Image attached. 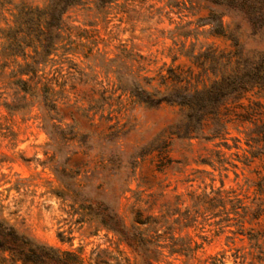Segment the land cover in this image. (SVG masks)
<instances>
[{"label": "rangeland", "instance_id": "rangeland-1", "mask_svg": "<svg viewBox=\"0 0 264 264\" xmlns=\"http://www.w3.org/2000/svg\"><path fill=\"white\" fill-rule=\"evenodd\" d=\"M211 11L224 35L207 22ZM234 41L243 55L264 48L238 9L209 0H86L62 14L51 0H0V218L87 264H143L79 207L100 201L154 238V264H264V214L224 220L223 212L228 196L250 208L258 196L264 155L248 157L242 132L253 125L230 127L227 142L238 138L240 148H220L235 166L213 169L199 160L215 141L165 132L178 106H150L130 92L134 83L164 91L167 71L208 84ZM247 99L264 105V92ZM173 238L200 246L171 252Z\"/></svg>", "mask_w": 264, "mask_h": 264}, {"label": "trees", "instance_id": "trees-1", "mask_svg": "<svg viewBox=\"0 0 264 264\" xmlns=\"http://www.w3.org/2000/svg\"><path fill=\"white\" fill-rule=\"evenodd\" d=\"M86 0H51L62 14L68 7L85 3ZM215 4H224L238 9L251 27L257 26L259 33L264 34V0H209ZM111 0H96V6L104 7ZM216 16L209 12L207 22L213 24L215 34L224 35L221 21L213 23ZM254 34H258L255 31ZM234 49L222 57L225 59L215 77L208 84L190 83L183 71H167L170 85L164 91L147 90L137 83L131 89V95L139 101L150 106L160 103L176 105L179 108V117L167 126L169 135L185 139H205L215 141L213 146L217 149L209 151L208 155L202 157L199 162L213 169L226 170L225 165L231 163L224 156L221 148L230 150L232 147L240 148L238 138H231L234 145H230L228 135L230 127L238 130L245 123L253 125L242 131L244 143L247 147L248 157L253 158L264 155V105L259 102L243 104L242 99H247L249 93L264 92V48L253 50L250 54L243 55L237 41L233 43ZM201 84V85H199ZM248 100V99H247ZM53 109L54 103L45 105V108ZM204 127H207L204 131ZM165 141L158 146L160 153L167 150ZM221 147V148H220ZM164 158V157H163ZM243 163L250 161L244 156ZM162 165V161L160 162ZM222 185V183H221ZM69 190V189H68ZM72 194H78L71 191ZM255 194L258 195L254 207L243 205L236 196L229 197V210H224L225 201L220 197V206L229 220V213L244 216L249 210L252 218H258L264 214V172L255 183ZM204 207L210 210V200L205 201ZM79 207L93 215L98 223L107 230L117 235L137 253L143 264H154L151 254L155 251L151 245L154 238L147 236L144 230L134 224L127 227L122 218L100 201H79ZM238 209L242 212L239 214ZM138 224L145 221L135 220ZM242 221H240V226ZM255 235L250 234L252 240ZM179 241V242H178ZM161 246V245H157ZM200 244H191L190 239H172L168 245L171 252L193 253ZM164 247V246H162ZM0 264H87L84 258L76 251L61 250L51 246L40 244L23 233L18 232L15 227L0 218Z\"/></svg>", "mask_w": 264, "mask_h": 264}]
</instances>
